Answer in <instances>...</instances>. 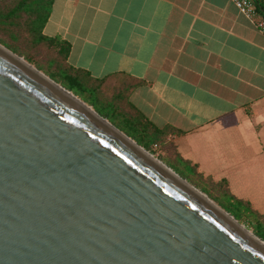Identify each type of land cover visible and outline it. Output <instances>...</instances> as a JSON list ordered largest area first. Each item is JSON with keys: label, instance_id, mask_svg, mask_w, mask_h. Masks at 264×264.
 Here are the masks:
<instances>
[{"label": "water", "instance_id": "obj_1", "mask_svg": "<svg viewBox=\"0 0 264 264\" xmlns=\"http://www.w3.org/2000/svg\"><path fill=\"white\" fill-rule=\"evenodd\" d=\"M23 60L0 44V264H264L231 214Z\"/></svg>", "mask_w": 264, "mask_h": 264}, {"label": "crops", "instance_id": "obj_2", "mask_svg": "<svg viewBox=\"0 0 264 264\" xmlns=\"http://www.w3.org/2000/svg\"><path fill=\"white\" fill-rule=\"evenodd\" d=\"M43 33L91 76L138 82L130 103L178 156L264 217V34L232 0H53Z\"/></svg>", "mask_w": 264, "mask_h": 264}, {"label": "trees", "instance_id": "obj_3", "mask_svg": "<svg viewBox=\"0 0 264 264\" xmlns=\"http://www.w3.org/2000/svg\"><path fill=\"white\" fill-rule=\"evenodd\" d=\"M52 3L53 0H16L7 13L0 14V22L12 24L14 19L24 17L25 22L23 25L27 37L22 39V43L34 45L33 47L44 45L48 47L49 51H53V57H49L47 60V72H50V75L46 72L48 77L80 97L93 107L99 115L106 118L144 148L150 149L151 145L154 144L169 143L178 168L171 163H168V165L185 179L194 177L203 182L206 188V181L211 180H206L192 166L185 163L176 153L173 144L166 140V137L171 133L168 126L164 128L157 127L130 103L129 91L138 82H133L129 86L125 82L123 84L120 78L114 74L101 78L91 76L86 69L75 67L69 63L70 43L67 40L57 36H49L42 32L43 26L49 17ZM259 10L264 16V0L260 1ZM0 42L2 43L1 38ZM6 45L13 52L23 55L27 61L36 64L37 61L30 55L18 51L16 47L7 43ZM37 68L41 69L40 66H37ZM213 183V187L218 189L221 195L228 198L227 204L219 202V205L235 219L247 220L248 224L252 225L255 235L264 240V217L258 215L247 202L232 196L223 182ZM200 190L206 192L204 189Z\"/></svg>", "mask_w": 264, "mask_h": 264}, {"label": "rangeland", "instance_id": "obj_4", "mask_svg": "<svg viewBox=\"0 0 264 264\" xmlns=\"http://www.w3.org/2000/svg\"><path fill=\"white\" fill-rule=\"evenodd\" d=\"M16 0H0V14H5L9 11V8L11 5H13V3H15ZM52 11V6H51V10L50 13ZM49 13V15H50ZM24 22L25 19L24 17L21 18H17L14 19V22L12 24H10L9 22H7V24L5 23H1L0 22V38L2 40V43L0 42L1 45H3L4 47H6L7 49L11 50L7 45L9 44L10 46L16 47L18 49V51L23 52L25 54L30 55L36 62V64L31 63L29 61H27L25 59V57L23 55H19L16 52H14L15 54L21 56L24 58V60H26L27 62H29L30 64H32L35 68H37V66H40L41 69L37 68L39 71H41L42 73H44L45 75L47 72V65H48V58L49 57H53V51H49L48 47L44 46V45H38L37 47H33L34 45H29V44H25L22 43V39L24 37H27V34L25 32V27H24ZM43 32V30H42ZM50 36H55V35H50ZM57 37H59L57 35ZM17 38V39H16ZM60 38V37H59ZM12 51V50H11ZM13 52V51H12ZM37 65V66H36ZM50 67V66H48ZM45 71V72H44ZM50 75V72H47ZM48 76V75H47ZM59 83V82H57ZM60 84V83H59ZM79 99H81L80 97H78ZM82 100V99H81ZM83 101V100H82ZM85 102V101H83ZM86 103V102H85ZM87 104V103H86ZM89 105V104H87ZM90 106V105H89ZM93 108V107H92ZM111 123V122H110ZM112 124V123H111ZM116 127V126H115ZM119 129V128H118ZM120 130V129H119ZM122 131V130H121ZM126 131H128L126 129ZM123 132V131H122ZM124 133V132H123ZM131 138V137H130ZM135 141V140H134ZM136 142V141H135ZM137 143V142H136ZM140 145V144H138ZM141 146V145H140ZM143 147V146H142ZM144 148V147H143ZM146 149V148H144ZM171 146H169V143H162V144H154L151 145L150 149H146L147 151H149L152 155H154L156 158H158L160 161H162L165 165H167L168 167H170L168 165V163H171L173 165H175V167L178 168V164L177 161L175 160L173 154L171 153ZM171 168V167H170ZM174 172H176L173 168H171ZM177 173V172H176ZM178 174V173H177ZM179 175V174H178ZM180 176V175H179ZM182 177V176H181ZM183 178V177H182ZM185 179V178H184ZM187 180L188 183L192 184L193 186H195L198 190L200 189H204L203 192L204 194H206L215 204H217L219 207H221L219 205V202L222 204H227V199L226 196H223L219 193L218 189H215L213 187L214 183L211 181H206V188L203 184V182L199 181L198 179L191 177L189 179H185ZM206 189V190H205ZM222 201V202H221ZM222 208V207H221ZM223 209V208H222ZM224 210V209H223ZM229 213V212H228ZM230 214V213H229ZM239 223L243 224L246 228H248L249 230H251L254 233V229L252 227L251 224H248V221L243 219V220H238L236 219ZM261 233V232H260ZM255 234V233H254ZM257 236V235H256Z\"/></svg>", "mask_w": 264, "mask_h": 264}, {"label": "built area", "instance_id": "obj_5", "mask_svg": "<svg viewBox=\"0 0 264 264\" xmlns=\"http://www.w3.org/2000/svg\"><path fill=\"white\" fill-rule=\"evenodd\" d=\"M235 6L250 18L260 32L264 34V16L259 13L260 1L263 0H232Z\"/></svg>", "mask_w": 264, "mask_h": 264}, {"label": "bare ground", "instance_id": "obj_6", "mask_svg": "<svg viewBox=\"0 0 264 264\" xmlns=\"http://www.w3.org/2000/svg\"><path fill=\"white\" fill-rule=\"evenodd\" d=\"M24 61V60H23ZM30 68H32V66H30ZM69 94V93H68ZM70 95V94H69ZM72 96V95H70ZM141 151L146 154L148 157H150L153 161H155L157 164H159L160 166H163L161 165V162H159L160 160L158 158H156L154 155H152L149 151H147L146 149L140 147ZM201 196H205L203 194H201ZM210 201V200H209ZM214 203V202H213ZM230 219H232L231 217H229ZM233 222H235V224L238 225V227H240L241 230H243V232L245 234H248L251 238H253L255 241H257L263 248H264V240H262L261 238H259L258 236H256L251 230H249L248 228H246L243 224L239 223L238 221H234L233 219Z\"/></svg>", "mask_w": 264, "mask_h": 264}]
</instances>
